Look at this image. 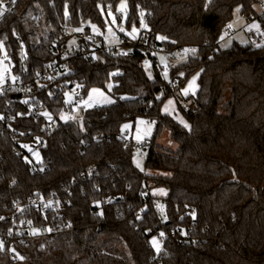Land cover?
Wrapping results in <instances>:
<instances>
[{"label": "trees", "instance_id": "16d2710c", "mask_svg": "<svg viewBox=\"0 0 264 264\" xmlns=\"http://www.w3.org/2000/svg\"><path fill=\"white\" fill-rule=\"evenodd\" d=\"M121 1L0 0L14 4L0 20V57L6 54L16 73L26 70L32 79L59 59L52 48L65 29L104 30L110 12L120 17ZM258 1L126 0L127 27L144 19L150 47L167 55L192 49L190 61L171 74L179 92L198 74L197 93H179L177 102L190 130L162 112L170 96L162 93L149 49L127 58L110 51H100L99 59L72 58L69 72L21 94L30 101L0 95V264H264V42L227 48L216 42L237 8L250 20ZM74 80L85 99L114 80V102L62 121ZM181 101L195 103L199 113L184 112ZM39 102L56 120L50 128L43 115L21 114L25 103ZM138 118L155 123L144 162L151 173L135 167L133 142L120 133ZM163 129L176 150L157 144ZM147 183L168 191L160 199L163 212ZM34 197L55 206L47 203L43 214L29 204ZM14 202L23 206L17 214ZM25 221L40 233L23 229ZM156 233L164 237L158 253L151 245Z\"/></svg>", "mask_w": 264, "mask_h": 264}, {"label": "built area", "instance_id": "2783aa9c", "mask_svg": "<svg viewBox=\"0 0 264 264\" xmlns=\"http://www.w3.org/2000/svg\"><path fill=\"white\" fill-rule=\"evenodd\" d=\"M13 5L5 6L0 3V7L4 11V15L8 14L10 11L13 10ZM256 16L252 17V22L260 20L261 28L259 31L254 32L252 35L257 38L258 41L264 42V27L262 23H264V0H259L254 7ZM120 14V13H119ZM3 15V16H4ZM3 16H0V20ZM121 16L118 18V22L114 26V30L116 33L115 39L118 41V44L114 47H107L105 44V38L102 34L95 33L93 31L85 32H72L73 28L65 29L64 34L60 36L54 42V47L52 48V53L56 56H60L59 59H55L51 61L48 66L42 70L38 71L32 79L27 78V71H23V73H16L14 68L16 64L6 55L3 54L0 57V61L5 62L8 64V70L5 71L2 76L0 77V95L4 94H12V97L15 100L21 99V101H30V98L23 97L21 94H28L34 91L37 87L46 86L48 83L51 82V79H56L61 77L63 74L69 72L70 66L69 61L75 57H85L89 59H99L100 51H110L115 56L119 57H130L136 52L137 50L149 49L153 57L156 58V53L160 51L156 46L150 47L149 44V36L146 31H142L139 36L135 39H131L129 36H126L124 32L121 31L123 29V25L121 23ZM242 18L246 19L245 16ZM232 26V21H227L224 26V30L222 34L230 29ZM221 36L216 39L217 43H221ZM63 38H69L68 40L61 43ZM18 42L21 43V37L18 36ZM127 53V54H124ZM193 54L192 49L189 47L182 46L178 49L175 54L168 55L170 56V64L167 67H160L161 76L164 80V84L162 85V93L167 94L170 97H178L179 96V85L180 81L178 78L171 77L172 68L176 67L177 65L187 63L190 61V57ZM25 61L24 56L19 60L20 64H23ZM122 74V71L117 70L115 74ZM112 87L116 86V82L114 80L110 81ZM68 89L72 91L74 96V104L78 106L82 104L85 98L83 97V88L82 85L78 81H71L68 83ZM67 89V90H68ZM28 110H23L22 115H33L36 117L45 116L47 119V127H52L56 120L50 114L48 115L45 105L42 102L35 103V104H27ZM71 105V106H70ZM181 106L184 112L198 114L199 110L195 103L191 101H181ZM80 114L74 115L73 111V104L66 105L64 109V113L67 114V118L63 119L62 116L60 119L62 121H75L81 115ZM84 109V108H83ZM62 114V115H63ZM79 119V118H78ZM138 147V146H135ZM151 189V184H146V193H149ZM52 202V201H51ZM112 201L106 199V203H111ZM49 201L43 200L39 197H34L31 199L29 204L36 209H42L43 214L47 213L49 209ZM50 206L54 207L55 205L50 203ZM22 204L19 202H14L12 205V211L14 214L19 213L22 210ZM23 229L32 232L34 230L33 227L30 226L28 221H25L23 224ZM39 231V229H38ZM156 238L163 243L164 237L161 233H156ZM172 238L177 239L176 233H172Z\"/></svg>", "mask_w": 264, "mask_h": 264}, {"label": "rangeland", "instance_id": "374dc122", "mask_svg": "<svg viewBox=\"0 0 264 264\" xmlns=\"http://www.w3.org/2000/svg\"><path fill=\"white\" fill-rule=\"evenodd\" d=\"M211 0H207V2H210ZM255 7V6H254ZM117 13L122 14L121 16V23L123 25V31L126 36H129L131 39H135L139 36L140 32L144 29H147L146 22L144 19L140 20L139 25L133 24L131 27H127V14H128V8H127V2L126 0L121 1L120 5L117 8ZM106 26L104 30L99 29L95 26V29L93 28V25L91 26V29L93 32L102 34L105 38V44L107 47H114L118 44V41H116L115 36V30L114 26L118 22V18L116 17L115 13L110 12L108 14V18H106ZM256 24L259 27H250L251 25ZM261 28L260 22L254 21L252 22V19L248 20L247 18L244 19L240 15L239 12L235 11L234 18L232 20V26L230 29L225 31L221 36V43L220 46L222 48H227L232 45V43L238 42L241 45H247V44H254L255 46H260L263 44L262 41H258L255 36H253V32L259 31ZM74 29H81L82 28H74ZM72 29V32H79L74 31ZM135 29V31H133ZM170 56H168L162 49L156 53V61L158 67H167L168 64H170ZM142 65L145 69V71L151 75L152 73V62L148 59H145L142 62ZM8 64L5 62L0 61V77L2 74L8 70ZM195 79V83L192 84L193 78ZM191 84V87H190ZM198 85V74L192 75L185 87H183L180 91L183 97H188L192 93H194L197 89ZM111 86V87H110ZM107 91L104 89L94 88L96 91H93L94 89L90 90L89 95L87 98L83 101L82 104H79L76 106L74 104V96L72 94L71 90H66L65 92V101L68 104H73V111L74 115L80 114V106L84 109L95 107V106H106L110 105L114 102V98L110 94V90L112 88L111 83H107L106 85ZM162 96V94L159 96V98ZM169 101H172L170 104ZM178 97H169L167 98L162 106V112L164 114L170 115L175 120H177L180 124H182L187 130H190V124L184 119L182 113L178 109L177 106ZM71 106V105H70ZM167 109V110H166ZM62 118H67V114L64 113L62 115ZM81 119V117H78ZM187 125V127L185 126ZM155 132V123L145 119V118H138L135 122H126L121 125L120 127V133L122 136L126 138V140H131L133 142V163L135 167H137L139 170L151 173L149 170H146L144 167V162L148 153V145L150 144V141L152 140ZM156 142L158 145L169 149V150H176L177 144L171 139L170 133L167 129H163L161 133L156 137ZM138 146V147H135ZM33 157L35 158V161L41 162L42 158L40 155V152L38 150H35L33 153ZM137 162H139V167L137 166ZM152 175V174H150ZM163 175L162 173H154L153 176H160ZM151 184V183H150ZM149 193L158 198L160 201L159 208L163 212L164 211V204L160 200L161 198L165 197L168 193V191L161 187H153L149 190ZM33 233H40L38 229L32 231ZM156 241V244H153V241ZM151 245L154 248V250L158 253L161 250V242L156 238V236H153L151 239ZM157 247L159 248V251H157Z\"/></svg>", "mask_w": 264, "mask_h": 264}, {"label": "snow or ice", "instance_id": "6c2138e0", "mask_svg": "<svg viewBox=\"0 0 264 264\" xmlns=\"http://www.w3.org/2000/svg\"><path fill=\"white\" fill-rule=\"evenodd\" d=\"M12 2L13 3H15L16 2V0H12ZM239 8H237L236 9V11L237 12H239ZM4 15V11L3 10H0V16H3ZM231 27V26H230ZM250 27H259L258 25H256V24H253V25H251ZM93 28L95 29V26H93ZM74 31H81V29H74ZM121 31H123V29H121ZM133 31H135V29H133ZM159 39H163V37H158ZM194 51V50H193ZM124 54H127V53H124ZM181 75H183V74H181ZM195 77L193 78V81H192V84H194L195 83ZM111 87V86H110ZM190 87H191V84H190ZM93 91H96L95 89L93 90ZM169 103L171 104L172 103V101H169ZM167 110V109H166ZM186 127H187V125H185ZM137 166L139 167L140 165H139V162H137ZM0 219H2V218H0ZM49 231H50V229H49ZM35 234V233H34ZM161 235H163V233H161ZM153 244L155 245L156 244V241L154 240L153 241ZM157 251H159V248L157 247Z\"/></svg>", "mask_w": 264, "mask_h": 264}, {"label": "crops", "instance_id": "0c3cea01", "mask_svg": "<svg viewBox=\"0 0 264 264\" xmlns=\"http://www.w3.org/2000/svg\"><path fill=\"white\" fill-rule=\"evenodd\" d=\"M254 33V32H253ZM197 90H198V85H197V89L194 93H192L191 95H195L197 93ZM182 95V94H181Z\"/></svg>", "mask_w": 264, "mask_h": 264}]
</instances>
